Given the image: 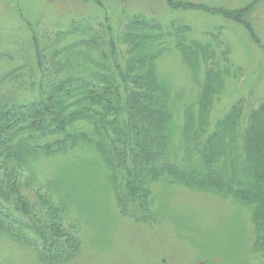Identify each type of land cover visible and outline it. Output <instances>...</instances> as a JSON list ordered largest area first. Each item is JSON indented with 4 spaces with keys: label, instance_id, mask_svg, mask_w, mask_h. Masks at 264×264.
Segmentation results:
<instances>
[{
    "label": "trees",
    "instance_id": "16d2710c",
    "mask_svg": "<svg viewBox=\"0 0 264 264\" xmlns=\"http://www.w3.org/2000/svg\"><path fill=\"white\" fill-rule=\"evenodd\" d=\"M259 1L230 9L162 0L170 11L198 10L218 16L241 26L251 38L249 15ZM116 25L113 32L111 26L99 23L93 34L90 27L74 21L62 34L69 39L62 47L60 32L53 41L45 38L44 45L33 38L34 63L48 62L55 70L30 82L31 99L0 96L1 224H19L14 217V222L8 221L10 212L19 217L21 227L35 234L34 245L29 244L41 264L73 254L79 242L64 227V202L35 192L36 205L22 192L23 186L29 187L22 181L26 174L30 182L35 179L41 157L66 158L85 147L98 158L88 163L107 171L112 185L117 179L122 189L139 194L143 205L150 185L156 183L233 197L252 212L255 243L262 246L264 257V105L244 115L241 102L235 103L211 129L213 96L229 72L220 65L218 74L205 68L214 51L186 43L172 25L163 29L124 11ZM175 53L191 77L190 85L178 90L157 67L164 56ZM2 74L0 86L20 77L16 70Z\"/></svg>",
    "mask_w": 264,
    "mask_h": 264
},
{
    "label": "rangeland",
    "instance_id": "374dc122",
    "mask_svg": "<svg viewBox=\"0 0 264 264\" xmlns=\"http://www.w3.org/2000/svg\"><path fill=\"white\" fill-rule=\"evenodd\" d=\"M175 1L238 9L253 0ZM255 6L249 15L251 38L244 28L218 16L198 10L170 11L162 0H0V68L7 62L0 74L16 70L20 75L0 86V96L31 99L30 82L53 75L55 67L48 62L43 66L34 63L33 38L44 45L45 38L53 41L59 32L62 36L74 21L90 27L93 34L99 23L116 32L124 11L129 17L138 15L149 23H159L163 29L172 25L186 43L209 46L214 56L207 58L205 68L211 74H218L219 65L229 70L213 96L212 129L235 103L241 102L244 115L264 105V0ZM184 27L189 31L184 33ZM68 41L62 36L60 47ZM55 48L52 44L51 49ZM164 57L157 64L160 74L173 89L187 88L191 77L182 68L179 54ZM95 160L98 162L95 152L85 147L66 158L43 156L35 179H31L33 184L27 174L22 181L29 186H23L22 192L34 204H39L35 192L56 203L64 202V227L79 242L73 254L53 264H264L262 246L255 243L252 212L233 197L156 183L150 185V196L143 205L139 194L122 189L117 179L112 185L107 171L88 163ZM121 189L122 200L118 197ZM9 215L8 221L14 222V217L19 224L0 221V264H41L29 244L34 245L35 234L21 227L19 217Z\"/></svg>",
    "mask_w": 264,
    "mask_h": 264
}]
</instances>
